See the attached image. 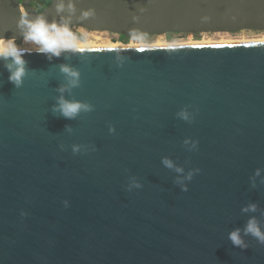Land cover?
Instances as JSON below:
<instances>
[{
    "label": "water",
    "instance_id": "1",
    "mask_svg": "<svg viewBox=\"0 0 264 264\" xmlns=\"http://www.w3.org/2000/svg\"><path fill=\"white\" fill-rule=\"evenodd\" d=\"M59 2L0 0V34L67 20L80 49L26 53L19 86L0 59V264H264L244 231L264 232V41L110 48L74 30L264 32V0ZM61 98L90 107L65 117Z\"/></svg>",
    "mask_w": 264,
    "mask_h": 264
},
{
    "label": "clouds",
    "instance_id": "2",
    "mask_svg": "<svg viewBox=\"0 0 264 264\" xmlns=\"http://www.w3.org/2000/svg\"><path fill=\"white\" fill-rule=\"evenodd\" d=\"M63 0L56 4L57 12H61L64 9ZM68 7L71 9L72 4L69 2ZM89 11H85L83 15H89ZM17 26L21 29L22 43L34 45L32 48L20 47L17 44V37H5L0 34V59L9 60L10 63L6 64L9 69V81L19 86L22 77L25 74V63L23 56L31 51H36L38 53L48 55L50 59L51 56H60L62 51L70 50L77 51L80 50L76 43L73 32L70 28V23L65 20V22H58L56 20H47L43 17H38L36 19L28 18L26 15H21L17 21ZM61 70L73 77H77L78 73L69 68L67 65H61ZM76 81L74 80L73 83ZM89 105L82 104L80 102H69L63 100L59 101V109L65 117H72L77 114L82 108L85 110L89 109ZM181 117L187 119L186 113L181 111ZM113 129L110 128V131ZM76 149L74 148V151ZM166 166L171 167V161L167 158L163 161ZM179 170V169H178ZM258 171V170H257ZM191 173H189V178ZM136 187H140L137 183ZM186 191V188L184 189ZM68 201L64 200L63 204L65 207L68 206ZM245 210H255V205H249ZM22 215L24 213H21ZM247 234L255 236L259 241L264 242V232L261 231L258 224L254 218H250L244 229ZM229 239L232 241L233 245L239 246L241 248L247 247L240 236V230L235 229L229 233Z\"/></svg>",
    "mask_w": 264,
    "mask_h": 264
},
{
    "label": "rangeland",
    "instance_id": "3",
    "mask_svg": "<svg viewBox=\"0 0 264 264\" xmlns=\"http://www.w3.org/2000/svg\"><path fill=\"white\" fill-rule=\"evenodd\" d=\"M79 29H82V28H76L74 30L77 31L79 34H81L84 37V40L92 42V43H97V44H101V40H99L101 38L100 35H103L102 37L105 38L106 41L110 42V43H112L116 40V43H119V44L134 43V44H138V45H151V44H153V42L155 43L156 41H161V42L164 41L165 43L169 44V43L184 42V41H190V40L191 41L200 40V39H204V38L206 40L211 39L214 41L216 39H217V41H219L221 38H224L228 41L233 40L235 42L236 41H252L255 39L264 38V32L242 30V31L236 32V33H202V34H197V35H195V34L169 33V34L160 35V36H147V37L137 38V39H133V40L127 39L125 41H121L120 36L113 34V33H110V32H105V31H93L92 32V31H88L85 29H82L83 30V32H82ZM221 34H223V35H221ZM17 44H19L20 47H24V48L34 47V45L22 43V41H17Z\"/></svg>",
    "mask_w": 264,
    "mask_h": 264
},
{
    "label": "bare ground",
    "instance_id": "4",
    "mask_svg": "<svg viewBox=\"0 0 264 264\" xmlns=\"http://www.w3.org/2000/svg\"><path fill=\"white\" fill-rule=\"evenodd\" d=\"M80 31L83 32L82 29H79ZM93 32V31H92ZM91 32V33H92ZM93 34V33H92ZM223 35V34H221ZM101 38L99 40H101V45H105V46H108L110 48H140V47H164V46H184V45H199V44H221V43H245V42H257V41H264V38H260V39H255V40H252V41H228L224 38H221L219 41H217V39L214 41V40H211V39H200V40H194V41H184V42H175V43H165L164 41L161 42V41H156L155 43L153 42V44L151 45H138V44H134V43H129V44H119V43H116V41L110 43V42H107L105 38H103L102 36L103 35H100ZM89 37V36H88ZM95 37V36H94ZM98 38V37H97ZM243 39V38H242ZM250 39V38H249ZM133 40V39H132ZM235 40V39H234ZM25 46V45H24Z\"/></svg>",
    "mask_w": 264,
    "mask_h": 264
},
{
    "label": "trees",
    "instance_id": "5",
    "mask_svg": "<svg viewBox=\"0 0 264 264\" xmlns=\"http://www.w3.org/2000/svg\"><path fill=\"white\" fill-rule=\"evenodd\" d=\"M49 3V0H32V6L37 10L40 11L43 7H45ZM197 35V34H195ZM121 41L127 40L125 37L120 36Z\"/></svg>",
    "mask_w": 264,
    "mask_h": 264
}]
</instances>
